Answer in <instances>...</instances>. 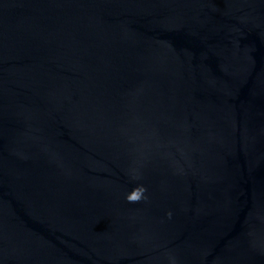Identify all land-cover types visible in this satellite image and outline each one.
I'll return each instance as SVG.
<instances>
[{
    "label": "water",
    "instance_id": "obj_1",
    "mask_svg": "<svg viewBox=\"0 0 264 264\" xmlns=\"http://www.w3.org/2000/svg\"><path fill=\"white\" fill-rule=\"evenodd\" d=\"M0 264H264V0H0Z\"/></svg>",
    "mask_w": 264,
    "mask_h": 264
},
{
    "label": "clouds",
    "instance_id": "obj_2",
    "mask_svg": "<svg viewBox=\"0 0 264 264\" xmlns=\"http://www.w3.org/2000/svg\"><path fill=\"white\" fill-rule=\"evenodd\" d=\"M146 191L145 188L143 187H138V188H134L132 190V195L130 196H127L126 199L129 201V202H137L141 199L143 193Z\"/></svg>",
    "mask_w": 264,
    "mask_h": 264
}]
</instances>
